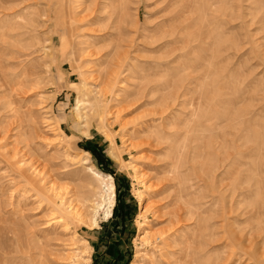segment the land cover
Returning a JSON list of instances; mask_svg holds the SVG:
<instances>
[{"label": "rangeland", "instance_id": "obj_1", "mask_svg": "<svg viewBox=\"0 0 264 264\" xmlns=\"http://www.w3.org/2000/svg\"><path fill=\"white\" fill-rule=\"evenodd\" d=\"M108 80L129 108L85 117ZM71 238L82 264H264V0H0V253Z\"/></svg>", "mask_w": 264, "mask_h": 264}, {"label": "bare ground", "instance_id": "obj_2", "mask_svg": "<svg viewBox=\"0 0 264 264\" xmlns=\"http://www.w3.org/2000/svg\"><path fill=\"white\" fill-rule=\"evenodd\" d=\"M98 76H100V75L98 74ZM101 76H102V74H101ZM97 80H99V79H97ZM103 82H105V81H103ZM103 82H101V83H103ZM105 83H106V85H104V86H100V83L99 84L95 83L92 85H89L87 83L88 84V86H87L85 83L84 89H86L85 96H87V98H82L79 100L80 105H83V108L85 110L84 111L85 117H88V116L93 117L95 115H98L101 117V116H104L107 113H111V112H112V115L115 113L116 117H119L121 115V112H123L129 108V107L123 106V108L120 107L116 111H114V110L112 111V108L114 107L112 105L114 98L112 96V93L108 90L109 89L108 85L110 84V81L109 82L106 81ZM90 169H91L92 173L95 175V177L103 183L104 190L107 194V198H105V201H104L105 204H103L102 202H99V201H95L93 203L94 204V206H93L94 207V213H95V216L93 218V224L97 225L98 224L97 214H98V210L100 208H102V207L104 208V217L105 218H109L112 214V210H113L114 205H115V184H114V178L112 175H105L99 171H96L93 168H90ZM54 199H55L54 206H56L55 209H56V211L61 213L60 217H58L59 219L56 218L57 220H55V222H61V221H66V220L68 222L72 221V223L74 221H76L77 223L86 222L85 221L86 212L83 211V209H81L80 207L75 206L76 204L74 205V202H72V201L65 202L63 198H59L57 196H54ZM85 205H87V203ZM90 207H92V205H90ZM199 207L202 208V206H199ZM147 209H148V207L146 206L145 211ZM16 234L20 235V233H16ZM150 235H152V233H146L141 237V239L144 241L148 240L150 238ZM70 240H71V242H69V244H68L69 247H68V250L66 251V253L64 255H58L57 257H53V258H49L43 252H40V254H38L37 256H33L32 252H31L33 249V246L29 245V243L26 244L23 242L22 246L24 248H26V251L24 252V255L22 254L21 256L17 257V259H15L13 264H18L19 262L22 264H27L23 261H27L28 264H82V260H83V256H84L85 251L81 250V248L77 244V241H75L74 238H71ZM31 243H33V242H31ZM37 246H39V245H37ZM0 248H1V246H0ZM142 255H143V252L141 250H138V252L136 253V259L132 262V264H141ZM0 264H12L11 258H7V257L5 258L0 253Z\"/></svg>", "mask_w": 264, "mask_h": 264}]
</instances>
